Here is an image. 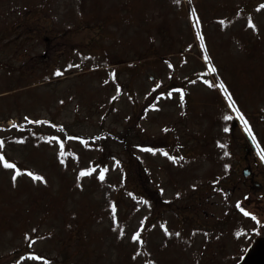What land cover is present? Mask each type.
I'll return each mask as SVG.
<instances>
[{"label":"rangeland","instance_id":"obj_1","mask_svg":"<svg viewBox=\"0 0 264 264\" xmlns=\"http://www.w3.org/2000/svg\"><path fill=\"white\" fill-rule=\"evenodd\" d=\"M263 118L264 0H0V264H131L135 232L141 264H229Z\"/></svg>","mask_w":264,"mask_h":264},{"label":"trees","instance_id":"obj_2","mask_svg":"<svg viewBox=\"0 0 264 264\" xmlns=\"http://www.w3.org/2000/svg\"><path fill=\"white\" fill-rule=\"evenodd\" d=\"M99 3H100V1H99ZM117 8H118V6H117ZM26 11H27V9L23 7V9H22L21 12H26ZM116 13L118 14V11ZM98 14H99L98 12H97V14L94 13V15L91 16V18L87 15L85 21L84 22H80L79 24H76V27H78V26H80V27H89V25L92 24L94 21L99 22V20H97V17H95ZM118 15H119V18L122 16L121 13H119ZM93 17H94L95 20L93 19ZM105 18H103V19H105ZM13 25L14 24L12 23L11 26H7L5 29H11ZM100 25H104V24H100ZM71 29L72 28H70L68 26V27H66V29L63 32H68ZM147 36H149V38H151V32H149V34ZM92 42L93 41L88 42L87 43V47H88V44L90 45ZM107 56H108L107 54H105V56H104L105 57V59H104L105 61H103V65L104 66H112V65H116L117 64V62H111V58H109ZM98 67H100V65H96L93 68H98ZM214 68H217V66H215ZM53 74H56V73H53ZM53 74H50L49 76L51 78H48V79L58 78L60 76L65 75V73H63V74H59V75L57 74V75L52 76ZM222 80H224V79L222 78L221 81ZM225 84L227 85V87L225 86V91H229V93L230 92L232 93V90L230 89L231 83L229 85L226 82V80H225ZM244 115L246 116V113H244ZM118 140H120V141L122 140V142L125 141L124 137H122V138L119 137ZM181 166L182 165H180V167H178V168L180 169ZM141 191H142V188H141ZM136 197L137 198H142L143 195L141 193H138V195H136ZM235 217L236 216L233 213V214H230V216L229 215H226L223 219H224V221H226L227 219H232L233 220V219H235ZM159 218H161V216H159L158 219ZM134 231H137V230H134ZM138 233L139 232L133 233V237L134 238L139 237V239L137 240V244L136 243L135 244H132V241H129L127 243V251H126V253H123L122 254L123 257L126 256L131 261V264H139L140 263V261H139L140 258H138V255H139L140 252H142V248L139 251L137 249L139 247H141L145 242H147V239H148L147 238L148 237V232H144L143 234H140V235ZM174 234H175V239H172V240L176 242V240H178L179 238L177 237V235H176L175 232H174ZM232 234L235 235V237L233 238V241L231 242L233 244V249L231 250L232 252H225V255L223 256V260H225V262H230L229 264H232L234 261H236V260H238L240 258V255L242 254V252H243V250L245 248L244 240L247 237V235H244L243 234V229L240 228L239 231H237L236 228H235V225L234 226L233 225H229L227 227L222 226V237L223 238H228V236H231ZM170 235L173 236V234H170ZM166 236H167V232H166ZM189 236H191V235L189 234ZM23 237H24V239H23V246H25V247H29L36 240V238L34 237V234H33V230H32V233L30 231L28 232V230H25L23 232ZM164 240H166V239H164ZM186 242H187V244L190 243L189 238L186 239ZM224 243H226V242H224ZM124 244H126V243H124ZM164 244H166V241H164ZM135 245H137V248L134 250V246ZM163 248H165V247L163 246ZM162 251H164V250L162 249ZM150 255L151 254H149V256ZM152 255H153V259H151V263L152 264H160L159 262L162 260L161 257L160 258H159V256L156 257V255L154 253H152ZM145 256L148 257V254L145 255ZM149 259H150V257H148V260ZM176 259H178V257H176ZM176 259H172L171 261H167V262H170L171 264H180V263L177 262ZM63 260L66 261L67 260V257L64 258ZM213 261H215V260L214 259H211L210 264H215V263H213Z\"/></svg>","mask_w":264,"mask_h":264},{"label":"flooded vegetation","instance_id":"obj_3","mask_svg":"<svg viewBox=\"0 0 264 264\" xmlns=\"http://www.w3.org/2000/svg\"><path fill=\"white\" fill-rule=\"evenodd\" d=\"M251 245L237 264H264V236L249 237Z\"/></svg>","mask_w":264,"mask_h":264},{"label":"water","instance_id":"obj_4","mask_svg":"<svg viewBox=\"0 0 264 264\" xmlns=\"http://www.w3.org/2000/svg\"><path fill=\"white\" fill-rule=\"evenodd\" d=\"M248 173H249L248 168L243 169V174H244V175H248Z\"/></svg>","mask_w":264,"mask_h":264}]
</instances>
